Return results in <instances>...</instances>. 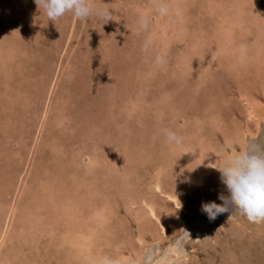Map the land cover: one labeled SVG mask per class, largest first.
I'll use <instances>...</instances> for the list:
<instances>
[{
	"label": "rangeland",
	"instance_id": "obj_1",
	"mask_svg": "<svg viewBox=\"0 0 264 264\" xmlns=\"http://www.w3.org/2000/svg\"><path fill=\"white\" fill-rule=\"evenodd\" d=\"M88 2L0 0V264H264V222L201 211L264 152V0Z\"/></svg>",
	"mask_w": 264,
	"mask_h": 264
},
{
	"label": "clouds",
	"instance_id": "obj_2",
	"mask_svg": "<svg viewBox=\"0 0 264 264\" xmlns=\"http://www.w3.org/2000/svg\"><path fill=\"white\" fill-rule=\"evenodd\" d=\"M37 8L42 9L48 21H54L65 13H72L77 19L87 20L95 11L105 23L111 19L108 8L93 10L88 0H34ZM161 14L163 7L157 9ZM147 21L141 16L139 25L146 27ZM164 136L170 143H180L181 138L172 130H164ZM220 173L221 183L228 196H218L221 204L209 201L201 204V211L208 219L217 215L232 214L243 216L250 223L264 222V152L256 148L235 152L222 165L216 167ZM103 264H112L105 259Z\"/></svg>",
	"mask_w": 264,
	"mask_h": 264
},
{
	"label": "bare ground",
	"instance_id": "obj_3",
	"mask_svg": "<svg viewBox=\"0 0 264 264\" xmlns=\"http://www.w3.org/2000/svg\"><path fill=\"white\" fill-rule=\"evenodd\" d=\"M171 1V0H170ZM169 4V3H168ZM165 7V6H164ZM166 8V7H165ZM229 14V13H228ZM173 28V27H172ZM169 29H170V27H169ZM257 37L259 38V36L257 35ZM69 75V74H68ZM94 160H96V157L95 156H91L90 157V159H88L87 161V164L90 166V165H93V162H94ZM87 165V166H88ZM157 178H158V173H157ZM154 186H155V189L156 188H158L159 189V184H158V182H154ZM50 190V189H49ZM52 194V193H51ZM48 197V196H47ZM53 197V196H52ZM168 198H170V199H173L174 201H175V198H174V196H169L168 195ZM43 199V198H42ZM44 199H46V198H44ZM10 200V199H9ZM50 200V199H49ZM52 200H53V198H52ZM72 199H69V203H67V201H68V198L66 197L65 198V201L66 202H62V206L63 207H69V206H72V201H71ZM45 201V200H44ZM41 203V202H40ZM43 203V202H42ZM146 203V207H147V209H148V211H149V213L151 214V216H154V214H153V208H152V206H151V204H149V203H147V202H145ZM10 205V204H9ZM15 208V207H14ZM99 214V213H98ZM97 213H95V217H97L98 219L101 217V216H99ZM96 218V219H97ZM6 235V233L5 234H3L2 236H1V239H2V237L4 238V236ZM86 241V240H85ZM4 241H2V240H0V243L2 244ZM81 242H82V240H81ZM79 243V242H78ZM81 245L83 244V243H80Z\"/></svg>",
	"mask_w": 264,
	"mask_h": 264
}]
</instances>
